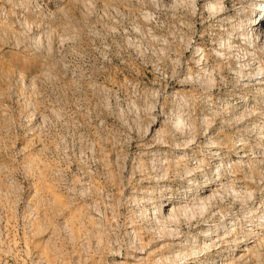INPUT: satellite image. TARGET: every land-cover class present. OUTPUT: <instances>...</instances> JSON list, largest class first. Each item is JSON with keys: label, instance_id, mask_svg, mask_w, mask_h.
<instances>
[{"label": "rangeland", "instance_id": "obj_1", "mask_svg": "<svg viewBox=\"0 0 264 264\" xmlns=\"http://www.w3.org/2000/svg\"><path fill=\"white\" fill-rule=\"evenodd\" d=\"M255 1L0 0V264H264V106L237 124L264 101Z\"/></svg>", "mask_w": 264, "mask_h": 264}, {"label": "bare ground", "instance_id": "obj_2", "mask_svg": "<svg viewBox=\"0 0 264 264\" xmlns=\"http://www.w3.org/2000/svg\"><path fill=\"white\" fill-rule=\"evenodd\" d=\"M226 4H227V0H219L218 3H212L211 4L210 10L212 11V13L214 15H217L220 18L224 14H226V11H225ZM252 5L253 6H251V7H253V10H252V12H248V13H250L251 15L255 14V18L253 19V17H252V18L249 19V22H250L249 23V26H248V23H247L244 27L241 28L242 29L241 35L244 37L245 43H244L243 46L242 45L241 46L240 45L238 46V49L241 48V50H242V47H244L243 48V51L246 53V56H248V58L246 59V61H251L253 59V54L249 51V47L250 46H253L255 48V47H257L256 45L258 43H264V12L261 13V10L264 9V0H260V1L257 0ZM224 42H226V41H224ZM230 44H231V42H230ZM227 49L228 48H226V44L224 43V51H226ZM249 54H251V55H249ZM257 70H258V72L253 77H250L249 79H246L245 82L251 81V82L257 83L256 86H260L259 89H258V91H257V94H256L257 95V98L261 97V99L264 100V82H263V80H264V73L262 72L263 71V67L262 66H259L257 68ZM240 73L242 74L243 71H241ZM257 98L255 97L254 99L256 100ZM243 99L246 101L249 98L247 96H244ZM249 101H247V102H249ZM253 103H256L257 104L255 106L257 108L254 107L253 110H250V111L248 110L249 112L247 111V113H243V114L241 113V115L239 116V118L237 120L238 121L237 122L238 126L242 127L245 124H247L248 122L254 120V118L258 115V114L255 113V111H257V109H260V108H262L264 106L263 105L264 104V101L262 103H260V102H258V103L257 102H253ZM253 113H255L256 115L253 114ZM252 114L255 115V116H253ZM181 124H182V120L179 118V122H178L177 125L180 126ZM158 140H159L158 143H157L158 145H165V146L167 145V146H169V142H170L169 140L170 139L168 140V138L167 139H164V138L161 139L160 138ZM194 140L195 139L188 140L187 142L184 143V145H181V146H184V147H187V148H191L193 145L196 144V143H194L195 142ZM156 142H157V140H156ZM175 146L177 147V146H180V145L177 144ZM214 146H217V145H214ZM240 146H242V145H240ZM163 162H164V160H163ZM164 167H167V170H165V169L162 168V164H161V167H159V170L162 169L161 172H162L163 175L161 176L160 174H156V176L163 177L164 178L165 176H168V174L170 173L171 170H173L172 169V165L170 164V162L166 163L164 165ZM254 168H255L254 166L251 167L252 170H254ZM255 172L256 171L253 172V175L255 174ZM186 173H187L186 175L189 176V178H192L193 176H195V174L194 175H190L191 173H193V171H191V170H187ZM220 175H222V174H220ZM222 177L223 176H220L218 178V182L215 181V182L208 183L206 189H203V193L204 192H207L210 187L216 186V183H222V181H223ZM236 180H240V179L239 178H236ZM243 184L247 186L246 194H248V196H247L248 200H246V201L249 204L250 203L249 201L252 198V193H249L247 191L252 190V188L254 186H253V184L246 183L245 181L243 182ZM224 190L227 192V194H228V192L230 194H232L233 196L230 195L231 197H233V198L234 197L235 198L237 197V194L236 193H237V190L238 189H237V186H234L233 185V183H232V185H229V186L226 185L224 187ZM222 194H226V193H222V192H220V191L217 190L216 192H213L209 196L202 197V194H201L200 195L201 197L200 198H196L195 199V202H193L192 205L191 204H189V205L188 204L179 205L177 209H174V211H171V212L167 213V215H165L166 224H169L172 227H175L174 230H176V231H179V230L182 231L183 224L185 222H192L194 219H196V217L198 215L199 216H202L205 213H207L208 211L214 212V207L215 206H218L219 208H221L222 207V204H221L222 203V200H223V198L224 199L226 198V196L222 197ZM186 198H187V196H186ZM212 212H210V213H212ZM252 212H253V210L248 211V213H252ZM220 214H221V219H223L225 215L222 213V211H220ZM252 216H253V214H252ZM156 221H158L159 223H161V220L159 219V217L156 218ZM260 225H261V227L264 228V222H262ZM219 226H217V227H219ZM212 230L213 229L211 228L208 231V233L211 232ZM159 234H165V229L163 230V233H159ZM180 234L181 233H169V236L170 237H173L174 236V238L177 239V238L180 237L179 236ZM204 245L208 246L205 243H204ZM205 248H207L208 250H205L204 256H208V255H210V254H212L214 252H219V250H221L224 247L221 246L220 248L216 249L215 251H211V249L213 248L212 245H209L208 247H205ZM138 249H139L140 252H142L144 250V243L142 244V247H140ZM192 253L193 254H196V250H194Z\"/></svg>", "mask_w": 264, "mask_h": 264}]
</instances>
